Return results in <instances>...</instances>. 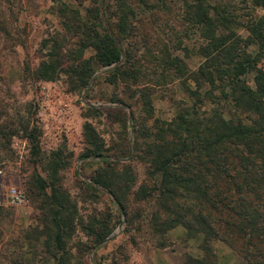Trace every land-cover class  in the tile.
<instances>
[{
    "label": "trees",
    "instance_id": "obj_1",
    "mask_svg": "<svg viewBox=\"0 0 264 264\" xmlns=\"http://www.w3.org/2000/svg\"><path fill=\"white\" fill-rule=\"evenodd\" d=\"M154 1L157 11L170 13L167 0ZM180 1L182 20L189 30L196 29L203 40L195 50L203 61L195 69L188 68L183 58L173 53L180 49L179 41L168 48L157 39L158 44L149 47L144 38L140 44L130 41V46L125 47L127 38L134 34L133 0L111 3L118 11L115 20L105 15L109 5L104 0H94L93 8L85 10V17L62 2L56 6L61 27L57 37L49 33L41 40L40 46L46 51L27 69L34 79L54 80L64 76L69 91H85L96 70H105L111 84L117 81L124 85L141 84L140 80L150 73H157L160 82L156 84L161 85L171 74L180 79L190 101L189 106L179 105L178 112L169 120H155L150 130L141 114L133 115L131 103L116 99L117 103L111 107H116V113L121 115L117 120L126 128L128 141L123 156L105 154L100 149L98 134L90 129V124L83 126L87 147L79 158H96L104 166L93 175L82 177L77 188L95 200L98 194L94 192L103 191L114 205L115 219L100 210L82 217L74 210L67 190L61 185H51L50 193L46 194V179L32 174L30 183L34 188L30 185L27 191L47 199L41 200L38 207L43 216L44 238L64 253L67 229L78 227L84 235V240L79 239L80 251L88 257L123 222L126 238L104 264L126 261L129 253L125 247L137 245L138 233L148 234L154 247H164L166 231L175 226L182 227L190 237L199 236L203 253L200 256L186 253L182 264H217L209 246L212 240L226 244L241 258V264H264V69L258 65L264 58V0H247L250 10L243 14L247 16L245 19H239L230 6L207 0ZM5 8L0 9L2 48L11 37L6 19L1 16ZM234 27H241L245 35ZM139 45L150 56L151 60L146 59L152 64L150 73V68L136 58ZM250 45L255 49L248 50ZM182 48L188 56L187 47ZM249 74L252 85L247 83ZM188 80L193 82V88ZM147 82L131 98L137 95L142 105L150 109L153 91ZM203 86L206 89L201 93ZM213 90L219 92V97ZM207 101L214 104L210 112L202 109ZM221 102L229 103L237 113L224 117ZM149 114L145 118H150ZM20 121L19 117L17 123ZM7 124L0 123V139L4 141L19 131ZM20 126L30 143V154H37V127H28L22 121ZM133 159L143 166L145 176L140 181L130 167ZM118 162L124 165L121 170L115 169ZM84 200L81 194L80 201ZM45 223H50L53 231ZM62 257L56 259V264ZM88 261L102 264L89 258Z\"/></svg>",
    "mask_w": 264,
    "mask_h": 264
},
{
    "label": "rangeland",
    "instance_id": "obj_2",
    "mask_svg": "<svg viewBox=\"0 0 264 264\" xmlns=\"http://www.w3.org/2000/svg\"><path fill=\"white\" fill-rule=\"evenodd\" d=\"M104 1L109 5L105 15L109 20H115L118 11L112 7L114 0ZM144 1L146 4L133 0L136 18L132 20L131 25L134 27V34L127 38L129 41L124 39V42L127 41L125 47L130 46V41L140 44L144 38L149 47L158 44L157 39H161V43L164 42L168 48L179 41L180 49L173 53L180 55L188 68L195 69L203 61L202 57L195 54L196 48L203 40L196 29L189 30L182 20L181 1L167 0L170 13L157 11L154 0ZM207 1L232 7L239 19H245L247 16L243 14L250 10L247 0ZM60 2L76 9L83 17L85 10L92 9L95 4L94 0H0V9L6 7L1 16L6 19L5 26L11 36L4 48L0 46V123L4 121L8 123V127L11 125L19 130L18 134L11 135L8 141L0 139V201L9 187L22 189L26 197V202L22 204H0V264H56L55 261L60 255L63 257L59 264H88V258L98 263H107L112 250L126 238L123 232L124 223L116 225L112 229V236L91 251L88 257L80 251L79 239L84 240V235L77 226L67 229L64 253L54 242H48L44 238L46 233L42 227L43 216L38 207L41 200L47 199L36 192L27 191L32 185V174L37 173L46 179V194L50 193L51 185H61L67 190L70 201L74 203V210L82 217L100 210L104 214L114 215L112 219H115L114 205L103 191L94 192L98 194L95 200L93 196L80 193L77 188L82 177L93 175L96 169L104 166L96 158H79L87 147L83 126L90 124V129L98 134L101 151L109 155L123 156L128 141L126 128L117 120L121 115L116 113V107H111L117 103L116 99L131 103L133 115L141 114V120L145 121L146 126H150V130L155 120H169L178 112L179 105H190L181 88L180 79L176 76L168 74L169 80L165 84H156L157 81L160 82V78L157 73H150L152 64L146 62V59H151L149 55H145V47L142 45L136 50V58L150 68L149 79L140 80L141 84L148 81V86L153 91L150 95V109L146 104L142 105L136 98L137 95L131 98L140 83L124 85L115 81L111 84L108 82L109 75L103 72L105 70H96L92 74L85 91H69L64 76L54 80H36L30 76L27 69H31L37 57L46 51L40 46L41 40L47 38L49 33H54V37H57L56 32L61 24L56 15V6ZM140 9L147 10L141 12ZM255 12L260 13L261 10ZM15 17L16 20H13ZM234 28H238L240 34L245 35L246 32L241 27ZM182 47H187L188 56H185ZM254 47L250 45L248 50H253ZM258 65L264 69V58ZM250 75L252 74L247 76V83L252 85ZM187 83L193 88L191 80ZM204 89L206 86L201 87L200 92ZM212 93L219 97L217 90ZM100 105L103 107H99ZM221 105L224 117L237 113L229 103L221 102ZM212 106L214 104L207 101L202 109L210 112ZM148 113L150 118H145ZM19 117L28 127H37L39 151L35 155L30 154V143L26 134L21 131V121L17 123ZM139 119L140 117L137 118ZM140 141H144V138ZM115 165L117 170L124 166L120 162ZM130 167L136 171L138 181L144 178L143 166L135 159L130 161ZM32 187L34 188L33 185ZM81 194L85 198L83 202L80 201ZM45 227L53 231L50 223H45ZM135 237L138 240L137 245H126L125 250L129 257L121 264H182L186 253L192 256L203 254L199 248L200 237L188 236L180 226L166 231V245L160 248L153 246L154 243L146 233H138ZM209 246L214 255L212 259L217 264L242 263L241 258L221 241L212 240Z\"/></svg>",
    "mask_w": 264,
    "mask_h": 264
},
{
    "label": "built area",
    "instance_id": "obj_3",
    "mask_svg": "<svg viewBox=\"0 0 264 264\" xmlns=\"http://www.w3.org/2000/svg\"><path fill=\"white\" fill-rule=\"evenodd\" d=\"M26 202L25 193L22 189L9 187L6 189L3 199L0 201L2 205H18Z\"/></svg>",
    "mask_w": 264,
    "mask_h": 264
}]
</instances>
